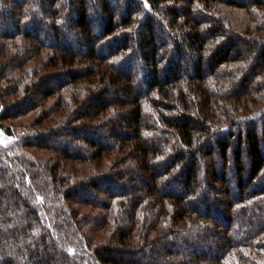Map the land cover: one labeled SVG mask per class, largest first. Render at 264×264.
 <instances>
[{
    "label": "trees",
    "instance_id": "obj_1",
    "mask_svg": "<svg viewBox=\"0 0 264 264\" xmlns=\"http://www.w3.org/2000/svg\"><path fill=\"white\" fill-rule=\"evenodd\" d=\"M0 264H264V0H0Z\"/></svg>",
    "mask_w": 264,
    "mask_h": 264
},
{
    "label": "rangeland",
    "instance_id": "obj_2",
    "mask_svg": "<svg viewBox=\"0 0 264 264\" xmlns=\"http://www.w3.org/2000/svg\"><path fill=\"white\" fill-rule=\"evenodd\" d=\"M7 140H9V138H6V137L0 132V141H2V142H6Z\"/></svg>",
    "mask_w": 264,
    "mask_h": 264
}]
</instances>
